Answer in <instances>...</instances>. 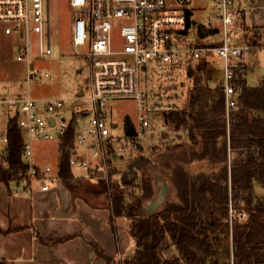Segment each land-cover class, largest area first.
Segmentation results:
<instances>
[{"label": "built area", "instance_id": "built-area-1", "mask_svg": "<svg viewBox=\"0 0 264 264\" xmlns=\"http://www.w3.org/2000/svg\"><path fill=\"white\" fill-rule=\"evenodd\" d=\"M234 3L235 0L213 2L214 16L222 22L216 44L184 47L181 37L187 24L185 14L168 11L166 0H68L74 46H87L80 55L87 60L88 90L67 98L35 99L29 92L25 96H0V116L7 113L12 114L10 119L15 118L25 139L23 157L28 159V172L12 183L11 192L31 197L35 183L43 192L51 189L56 178L50 167L32 163V143L58 142L70 129L74 137L71 169L98 171L107 176L113 159L140 154L149 127L142 113L147 110L148 70L171 73L189 68L207 54L215 55L222 59L226 115L235 111L232 81L235 71L242 67L244 54L252 47V32L245 27L247 11ZM0 24L3 34L12 39L15 59L26 67L27 82L48 77L33 68L35 61L50 54L44 0H0ZM125 99L137 104L138 125L131 134H116L113 130L119 124L109 122L108 103ZM0 141L2 150L7 144L5 133L0 134ZM144 154L148 158L154 155L151 150ZM229 213L230 226L233 221L242 224L248 218L242 207L230 208Z\"/></svg>", "mask_w": 264, "mask_h": 264}, {"label": "trees", "instance_id": "trees-1", "mask_svg": "<svg viewBox=\"0 0 264 264\" xmlns=\"http://www.w3.org/2000/svg\"><path fill=\"white\" fill-rule=\"evenodd\" d=\"M186 29L190 12H185ZM202 34V33H201ZM245 68L235 71L232 81L237 109L226 115L222 85L211 87L200 70H190L191 88L185 103L162 112V119L173 130L185 134L187 146L175 149L173 159L164 163L165 176L173 191L161 207L145 216L131 215L128 232L135 252L119 264H264V80L257 86L245 84ZM7 144L0 150V182L9 190L28 172L23 159L25 139L15 118L7 120ZM125 133L135 128L124 122ZM162 138L169 135L163 131ZM73 129L58 141V177L71 178L69 165ZM204 163L206 168H196ZM98 175V171H89ZM107 175L106 195L112 217L129 214V208L151 200L156 193L153 176L146 169L137 180L139 195L128 203L123 179ZM248 214L242 224H229L228 203ZM113 222V218H112ZM6 231L4 233H7ZM42 243L49 244L39 237ZM106 264L113 259L97 250ZM0 264H9L0 260Z\"/></svg>", "mask_w": 264, "mask_h": 264}, {"label": "crops", "instance_id": "crops-1", "mask_svg": "<svg viewBox=\"0 0 264 264\" xmlns=\"http://www.w3.org/2000/svg\"><path fill=\"white\" fill-rule=\"evenodd\" d=\"M234 4L247 11L244 18L245 27L252 32V47L242 58V66L246 71L245 84L250 87L257 86L264 80V0H235ZM215 20L218 22L190 23L182 33V46L216 44L219 41L217 35L221 31L222 22L216 18ZM211 55L207 54L201 60L192 62L189 68L172 71H182L188 80L187 86L180 84V89L184 92L182 103L174 107L180 108L185 103L191 88L192 78L188 75L190 70L203 72L211 87L221 85L222 62L219 61L220 65L217 66L212 57H209ZM130 121L136 128L133 121ZM122 127L121 133H125L124 124ZM164 130L160 128V131ZM172 134L174 136L166 140L167 151L159 149L149 159L144 154L145 151L141 150L140 154L124 158L126 159L124 171L119 170L115 164L116 161L124 159H113L109 164L107 175L115 172V176L129 182V185L139 179L135 173L139 169L142 173L148 169L153 176L155 196L149 201L130 207L129 214L122 216L111 215L109 202L106 203L104 176L100 177L101 173L93 176L90 172L84 171L87 175L77 176L72 170L71 179L62 181L58 177L57 151V173L53 174L50 167L51 175L56 180L51 183V189L47 192L41 191L38 183H35L33 194L26 197L12 193L0 182V260H5L9 264H106L104 259L97 256V250L113 259L116 264L119 260L129 258L136 250L133 237L128 232L132 221L131 215L150 214V204L162 193L163 201L155 206L151 211L153 213L173 195L165 176L164 163L173 159L175 149L180 145L187 146L188 142L181 128L173 130ZM37 142L32 143L31 161L34 165L44 168L48 165L43 164L42 156H36L34 152L36 146L34 143ZM50 148L49 146V149H46L51 150ZM46 149L45 151H48ZM143 157H146V160L141 164L140 160ZM201 164L193 166L203 168ZM258 186L260 185L257 184L255 189ZM130 201L128 200V203ZM6 231L9 232L4 233ZM39 237L51 242L42 243Z\"/></svg>", "mask_w": 264, "mask_h": 264}, {"label": "rangeland", "instance_id": "rangeland-1", "mask_svg": "<svg viewBox=\"0 0 264 264\" xmlns=\"http://www.w3.org/2000/svg\"><path fill=\"white\" fill-rule=\"evenodd\" d=\"M214 0H166L167 10H175L185 14L190 12L189 20L191 23L218 22L215 20L213 11ZM44 7L48 10V42L50 45V54L44 55L34 63V71L41 74H48V77L31 78L27 82L26 67L23 63L15 59V51L12 39L3 34V27L0 24V96H25L30 93L35 99L44 98H60L72 97L80 90L87 92V79L89 76L88 65L85 57L81 56L87 51V46H74L72 41L71 22L73 19L72 10L68 6V0H44ZM210 55V54H209ZM212 60L217 66L222 59L211 55ZM188 85L187 76L182 71H174L172 73L165 71L148 70L145 75V87L147 91L146 105L147 110L142 112L149 121L148 134L143 139L144 151H152L154 154L160 150L167 151L166 139L162 138L160 128L169 137H173L172 128L166 125L162 119V112L174 106H180L183 99V91L180 84ZM107 118L119 124V128L115 131L120 134L122 126L126 119L132 120L138 125L137 104L131 99L109 101ZM12 114L3 113L0 116V134L5 133L7 120ZM154 146L151 148V144ZM0 141V146H1ZM35 155L42 156L43 164L48 165L56 170V151L57 141H38L34 143ZM51 147V150L49 149ZM48 148V149H46ZM151 148V149H150ZM50 151L51 155L49 154ZM28 162L26 157H23ZM146 160L143 157L140 160L142 164ZM119 170L124 171L126 168V159L115 162ZM151 165V164H150ZM201 166L206 168L202 163ZM197 168V166H196ZM201 168V167H200ZM77 176L84 175L81 169L72 168ZM115 172H113L114 174ZM136 177L140 178L141 170L136 171ZM111 176L114 181L120 180V177ZM87 175V174H86ZM94 180H97L93 178ZM103 183L107 181V176L103 177ZM98 181V180H97ZM137 181L124 187L127 195L126 200L133 199L139 195V189L136 187ZM88 183V182H87ZM12 184L10 185L11 188ZM256 195L264 194V187L258 186L255 189ZM106 203L108 204V198ZM110 204V203H109ZM230 208H234V203L229 201L228 213ZM230 214V213H229ZM132 241L134 242L133 238ZM116 263V262H114Z\"/></svg>", "mask_w": 264, "mask_h": 264}, {"label": "water", "instance_id": "water-1", "mask_svg": "<svg viewBox=\"0 0 264 264\" xmlns=\"http://www.w3.org/2000/svg\"><path fill=\"white\" fill-rule=\"evenodd\" d=\"M50 121H51V120H50ZM103 176H104V173H101V174H100V177H103ZM162 201H163V194L161 193V194L158 196V198H157L154 202H152V203L150 204V206H149L150 210H151V211L154 210V209H155V206L160 205V203H162ZM151 211H150L149 213H151Z\"/></svg>", "mask_w": 264, "mask_h": 264}, {"label": "flooded vegetation", "instance_id": "flooded-vegetation-1", "mask_svg": "<svg viewBox=\"0 0 264 264\" xmlns=\"http://www.w3.org/2000/svg\"><path fill=\"white\" fill-rule=\"evenodd\" d=\"M150 159V158H149Z\"/></svg>", "mask_w": 264, "mask_h": 264}]
</instances>
